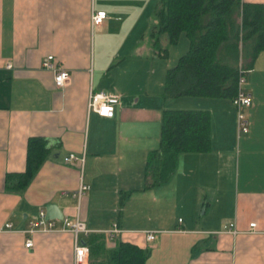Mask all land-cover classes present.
<instances>
[{
  "label": "crops",
  "instance_id": "0c3cea01",
  "mask_svg": "<svg viewBox=\"0 0 264 264\" xmlns=\"http://www.w3.org/2000/svg\"><path fill=\"white\" fill-rule=\"evenodd\" d=\"M241 1L264 9V0ZM158 2L0 0V264H73L71 232L28 231L48 203L63 214L52 219L55 228L78 217L90 231L82 242L100 233L109 250L135 244L146 250L145 264H264V50L246 72L247 132H238L228 98L164 100L162 69L165 80L173 48L180 45L179 58L189 41L181 34L166 56L155 54L148 33ZM96 10L106 18L92 26ZM47 55L70 73L62 88L42 67ZM90 91L119 96L112 117L88 110ZM181 98L185 106L171 103ZM165 109L209 111L210 150L180 153L167 182L143 188ZM34 136L46 140L48 156L24 190L13 191L6 176L25 171ZM69 153L84 158L89 190L80 200L72 194L79 164L63 161ZM113 224L121 233L108 240L103 232Z\"/></svg>",
  "mask_w": 264,
  "mask_h": 264
},
{
  "label": "trees",
  "instance_id": "16d2710c",
  "mask_svg": "<svg viewBox=\"0 0 264 264\" xmlns=\"http://www.w3.org/2000/svg\"><path fill=\"white\" fill-rule=\"evenodd\" d=\"M148 36L156 55L166 56L181 34L188 50L165 75L164 100L182 96L228 98L237 90L239 69L248 70L264 50V9L241 0H159L153 11ZM165 36L167 43L162 45ZM244 58V61L242 60ZM243 61V62H242ZM211 146V116L207 110L165 109L162 111L160 145L148 152L143 188L167 182L177 157L183 152H208ZM47 142L30 137L25 171L6 176V187L23 191L48 156ZM90 264H145L146 250L119 241L106 249L102 234L86 240ZM103 260V262H102Z\"/></svg>",
  "mask_w": 264,
  "mask_h": 264
},
{
  "label": "built area",
  "instance_id": "2783aa9c",
  "mask_svg": "<svg viewBox=\"0 0 264 264\" xmlns=\"http://www.w3.org/2000/svg\"><path fill=\"white\" fill-rule=\"evenodd\" d=\"M106 18V12L104 10L92 11L91 14V24L92 26H99L103 20ZM42 67L44 69L50 70L53 73L54 85L57 88H62L70 79V73L68 70L61 67L59 64L55 63L53 55H47L42 60ZM10 67V64L7 65ZM246 72L242 68L239 69L238 79H237V90L234 98L231 100L233 106L236 109V122L237 130L239 133H244L248 131L249 122L247 115L244 111L251 101L248 93L245 90L244 84L246 82ZM119 96L113 92L105 91H90L88 96V110L97 113L101 117H112L115 112V105L118 103ZM65 163L78 162L80 169V180L78 187L73 191V196L78 200L82 198L89 190V185L83 181L82 171L84 158L83 156H77L74 153H69L63 158ZM6 228H11V224H6ZM251 229H255L256 223L252 222L249 224ZM69 231L74 236V262L73 264H89V247L86 243L79 239V235H87L90 231L87 229L86 225L76 217L74 220L70 221L64 219V227L61 229L55 228L53 220L45 219V210L41 208L38 215L30 222L29 232L34 231ZM104 235L106 239L113 240L114 237L121 233V230L117 228L116 224L107 230H104ZM155 233L153 231L146 232L147 240H154ZM24 246L30 248L32 246L31 239H26Z\"/></svg>",
  "mask_w": 264,
  "mask_h": 264
},
{
  "label": "rangeland",
  "instance_id": "374dc122",
  "mask_svg": "<svg viewBox=\"0 0 264 264\" xmlns=\"http://www.w3.org/2000/svg\"><path fill=\"white\" fill-rule=\"evenodd\" d=\"M179 52H180V45L176 48H173V50L171 52V56L169 57V62H168L169 66L168 67H173L177 63ZM242 60L244 61V58ZM164 68H167V67H164ZM164 68L162 69L163 71L161 70L162 72L160 75V80H162V81H164ZM181 101H183L182 98L178 99V100H174L171 103L175 104L176 106H181V105H177V104L182 103ZM182 104H183V106H185V103H182Z\"/></svg>",
  "mask_w": 264,
  "mask_h": 264
},
{
  "label": "water",
  "instance_id": "95a60500",
  "mask_svg": "<svg viewBox=\"0 0 264 264\" xmlns=\"http://www.w3.org/2000/svg\"><path fill=\"white\" fill-rule=\"evenodd\" d=\"M63 214L61 209L54 203H48L45 205V219H62Z\"/></svg>",
  "mask_w": 264,
  "mask_h": 264
}]
</instances>
